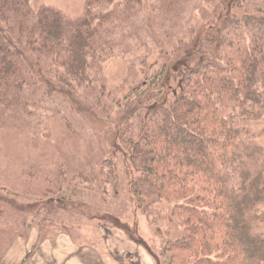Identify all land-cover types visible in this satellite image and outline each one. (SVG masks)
<instances>
[{"label": "rangeland", "instance_id": "374dc122", "mask_svg": "<svg viewBox=\"0 0 264 264\" xmlns=\"http://www.w3.org/2000/svg\"><path fill=\"white\" fill-rule=\"evenodd\" d=\"M231 1L31 0L88 18L95 35L87 81L68 73L59 47L30 51L21 92L0 88V264H177L168 246L185 233L187 192L139 199L131 146L160 122L188 57L219 55L208 36Z\"/></svg>", "mask_w": 264, "mask_h": 264}, {"label": "trees", "instance_id": "16d2710c", "mask_svg": "<svg viewBox=\"0 0 264 264\" xmlns=\"http://www.w3.org/2000/svg\"><path fill=\"white\" fill-rule=\"evenodd\" d=\"M245 1L232 0L223 29L208 36L219 55L206 56L202 47L188 57L181 89L157 107L160 122L143 128L131 146L139 199L187 192L178 204L185 233L168 246L177 264L188 261L180 250L200 252L197 263L264 264V8L263 0L253 9ZM240 29L248 30L244 42ZM94 35L88 18L33 9L31 0H0V88L21 92L33 71L30 51L59 47L68 73L87 81Z\"/></svg>", "mask_w": 264, "mask_h": 264}]
</instances>
